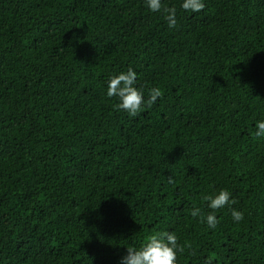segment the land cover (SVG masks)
I'll use <instances>...</instances> for the list:
<instances>
[{
  "label": "trees",
  "instance_id": "obj_1",
  "mask_svg": "<svg viewBox=\"0 0 264 264\" xmlns=\"http://www.w3.org/2000/svg\"><path fill=\"white\" fill-rule=\"evenodd\" d=\"M204 2L163 0L169 28L144 0H0V264H117L162 230L176 264H264V0ZM129 67L162 90L136 117L105 94Z\"/></svg>",
  "mask_w": 264,
  "mask_h": 264
},
{
  "label": "clouds",
  "instance_id": "obj_2",
  "mask_svg": "<svg viewBox=\"0 0 264 264\" xmlns=\"http://www.w3.org/2000/svg\"><path fill=\"white\" fill-rule=\"evenodd\" d=\"M145 7L154 13H163L169 28H175L177 24V10L175 7H165L163 0H144ZM180 7L185 12L199 13L205 7L204 0H181ZM137 72L129 67L127 71L110 75L106 82V96L115 97L117 110L126 112L130 117L140 114L142 108L155 104L162 96L159 87H151L145 91L137 86ZM257 138H264V120H258L255 127ZM207 208V214L199 207L190 211L193 218H199L209 229H215L219 223L216 215L219 209L234 203L232 193L226 188L209 192L203 196ZM244 218L242 211L231 209V219L239 223ZM182 251L178 244L177 236L170 231L162 230L149 235L139 247L129 246L118 257L117 264H176L177 253Z\"/></svg>",
  "mask_w": 264,
  "mask_h": 264
}]
</instances>
